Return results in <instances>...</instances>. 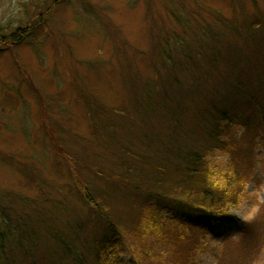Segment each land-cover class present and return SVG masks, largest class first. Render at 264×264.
<instances>
[{"label":"rangeland","instance_id":"1","mask_svg":"<svg viewBox=\"0 0 264 264\" xmlns=\"http://www.w3.org/2000/svg\"><path fill=\"white\" fill-rule=\"evenodd\" d=\"M262 22L264 0H0L1 35L8 36L19 27L35 28L22 43L0 46V191L36 199L46 207L70 249L63 250L57 243L51 246L50 252L42 254L46 264L54 260L98 264L92 242L101 236L102 228L75 185L73 166L80 182L102 198L101 207H109L107 214L125 233L133 225L130 214L137 211L136 200L139 206H154L155 201L146 203L141 193L132 198L133 191L118 179L125 171L115 165L132 158L123 149L144 151L138 142L142 132L155 134L158 128L166 134L172 127L173 120L152 87L157 73L165 71L162 48H177L176 57L184 40L191 45L198 39L209 41L215 34L232 43L233 30L241 36L256 32L253 38L264 37ZM237 33L233 35L239 45ZM243 56L248 62L242 66L244 75H252L253 80L260 74V80L264 79L259 57L250 50ZM181 77L190 81L185 74ZM75 87L95 103L88 102L87 109ZM211 89V93L228 95L230 107L237 103L228 87L218 84ZM196 92L191 90V99L182 103L179 129L193 128L197 122L200 126L192 99ZM144 101L151 104L145 106ZM197 102H202L197 103L201 109L207 106L205 98ZM236 106L231 122L223 120L218 125L221 145L246 135L253 140L249 152L254 167L241 200L230 205L229 213L236 219L201 224L188 218L172 231L176 236L183 234L180 244L172 236L166 241L145 236L139 258L136 241L122 231L113 237L111 250L105 251L109 263L264 264V129L258 127L252 133L254 123L240 125L249 108ZM194 132L186 144L194 150L208 147L210 140L202 128ZM49 133L56 136L61 154ZM12 158L15 162L8 161ZM229 158L227 151L210 147L208 169L225 167ZM23 164L36 171L40 189ZM239 222L248 224L245 230ZM187 250L191 255L184 261L179 254Z\"/></svg>","mask_w":264,"mask_h":264},{"label":"trees","instance_id":"2","mask_svg":"<svg viewBox=\"0 0 264 264\" xmlns=\"http://www.w3.org/2000/svg\"><path fill=\"white\" fill-rule=\"evenodd\" d=\"M259 26H264V22ZM34 29L29 26L25 29L19 27L8 36L0 34V46L20 44ZM231 33L235 44L237 36L234 37L233 34L237 32L233 30ZM255 34L256 32H251L248 36H241L237 33L241 38L239 45L235 44L236 48L233 42L222 41L223 39L216 37L215 34L209 41L198 39L191 45L184 43V40L181 43L183 48L176 53L178 54L176 57L173 53L177 48H169V50L167 46L162 48L163 54L160 60L165 71L163 74L157 73L158 77L152 87L156 96L158 95L161 108L163 107L172 118V127L166 134L158 128L155 129L157 131L154 132L155 134H150L149 131L142 132L143 134L137 139L144 147V151L134 153L123 149V152L132 158L122 159L115 165L118 169L125 171V176L118 179L121 180L122 185L133 191V199L141 193L146 203L152 199L155 201L154 206L151 207L148 204L139 206L136 200L137 211L130 214L132 228L126 230V233L122 230L129 238L136 241V257L140 252L143 253L142 240L145 236L163 241L172 236L171 238L176 239L175 241L180 244L183 241V234L178 232L176 236L172 231L189 219L201 224L217 222L221 218L236 219L229 213L230 205L241 200L244 184L254 167L249 152L253 140L251 136L246 135L241 140L239 137L226 142V145H221L223 141L220 139L218 125L223 120L231 122L230 114L239 103L249 108L247 115L239 121L240 125L251 127L254 123L252 133L258 127L264 129V79L260 80V74H255L256 81L252 80V75H244L242 67L248 63L242 58L245 57L243 54L249 53L250 50V54L259 57L263 66L262 71L264 70V61L262 62L259 56L264 37L253 38ZM154 64L157 68L156 63ZM184 74L190 81L181 77ZM261 75L264 76V71ZM218 84H222L224 88L228 87V94L234 102H237L234 104L235 107H230L228 95L208 91V88L211 91V88ZM75 90L78 99L87 109L88 102L95 103L91 98L83 96L76 87ZM191 90L197 91L192 99L196 103L194 109L198 112L200 126L197 122L193 128L179 129L181 124L178 116L181 115L182 103L191 99L192 95H189ZM204 98L207 100V106L201 109V105L197 103L202 104V102L197 101ZM217 102L221 103L216 104ZM226 103L229 105L224 107ZM147 104L151 103L144 101V105L147 106ZM207 107H210V111L205 110ZM100 111L105 112L103 109ZM87 112L90 115V112ZM192 117L193 115L189 117V120ZM198 128H202V133L210 140L208 147L202 150H194L186 144L188 139L193 138L194 130ZM49 134L53 147L57 149V153L61 154L56 136L54 133ZM210 147L227 151L230 157L228 165L218 170L214 167L208 169L206 155ZM9 160L15 162L13 158ZM24 166L26 169L24 172H29L28 176L32 183L40 189L36 171L27 168V165ZM71 173L79 193L85 202L93 207L92 216L98 218L102 228L101 236L92 242L96 260L98 264H111L105 251L111 250L113 237L118 236L122 231L111 218L112 216L108 215L109 207H101L102 198L99 200L97 194H93L80 182L74 166L71 168ZM195 193H197L196 197ZM162 209H165L171 217H166ZM46 211L44 204L42 205V202L36 199L10 191H0V264H46L42 254L50 252L51 246L57 244L63 245V250L70 251ZM239 223L243 230L248 226L247 223ZM170 229L171 232H169ZM190 253L191 251L187 250L179 255L186 261ZM52 264L57 262L54 260Z\"/></svg>","mask_w":264,"mask_h":264}]
</instances>
